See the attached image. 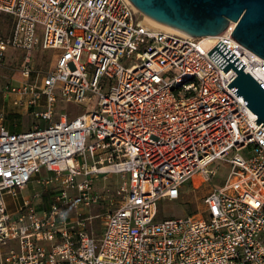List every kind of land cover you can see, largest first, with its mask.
Wrapping results in <instances>:
<instances>
[{"label":"built area","instance_id":"1","mask_svg":"<svg viewBox=\"0 0 264 264\" xmlns=\"http://www.w3.org/2000/svg\"><path fill=\"white\" fill-rule=\"evenodd\" d=\"M0 13L13 19L0 63L25 52L24 82L1 92L44 105L47 122L12 132L0 110V264H264V126L228 87L237 73L208 54L222 41L264 85V59L234 39L236 23L206 43L148 26L130 0H0ZM38 47L55 52L47 72L30 67ZM58 103L83 111L55 121ZM218 161L230 172L199 214L159 219L162 199L209 183ZM112 176L122 202L98 237L82 209ZM37 177L48 209L40 192L22 195ZM6 196L21 199L15 211Z\"/></svg>","mask_w":264,"mask_h":264},{"label":"water","instance_id":"2","mask_svg":"<svg viewBox=\"0 0 264 264\" xmlns=\"http://www.w3.org/2000/svg\"><path fill=\"white\" fill-rule=\"evenodd\" d=\"M130 1L145 17L196 38L218 36L230 22L236 23L234 39L264 59V0ZM208 54L225 73L231 68L237 73L228 87L243 98L258 118L255 123L263 127L264 85L244 72V64L222 41Z\"/></svg>","mask_w":264,"mask_h":264},{"label":"rangeland","instance_id":"3","mask_svg":"<svg viewBox=\"0 0 264 264\" xmlns=\"http://www.w3.org/2000/svg\"><path fill=\"white\" fill-rule=\"evenodd\" d=\"M144 16L140 18L141 21H145ZM147 24V23H146ZM154 28V27H152ZM13 29V19L11 16L0 13V37L8 36ZM40 29V28H39ZM156 30H162L158 28H154ZM13 54L16 60L11 61L8 56ZM55 52L53 50H44L41 47L34 49L32 52L30 67L33 71L39 72H47L55 63L54 59ZM14 58V59H15ZM25 60V52L22 50H13L10 49L7 52V57L3 59L0 63V88H4L7 85H15L16 82L13 79V76L19 75L20 78L21 73L19 69L24 65ZM81 63L88 64V55L84 53L80 58ZM7 62L6 68H3V63ZM88 67H91L88 65ZM3 68V69H2ZM41 73V74H42ZM35 78V76H33ZM42 79V77H40ZM44 105H40L36 108H33L34 114L43 111ZM88 110H93V106H89ZM82 108H77L71 104L58 103L55 106V113L53 116V120H58L60 116L64 113H67V117L71 118L74 114L78 112H82ZM35 115L32 116V119H35ZM37 118V117H36ZM40 122L43 124H47L46 121L38 118ZM36 124H39L36 123ZM213 168L217 169L218 175L213 177L212 180L198 187V185H194L193 183L187 182L184 184L181 190V194L177 200H171L168 198H164L159 203V219H168V218H177V217H185L188 214H199L200 211L204 208V198L210 192L211 189L215 187L222 186L224 180L227 178L230 168L227 164L223 162H216ZM40 177H37L29 184L27 189L23 192V196H32L36 192H40V199L36 200V204H38V208L40 209H48L50 203V194L51 189L41 186L37 183ZM119 184V177L112 176L107 180H96L95 188L98 192H104L102 194V199L99 203L90 206L89 208H83L82 211L87 212V215L92 219L91 224L89 226L90 230L94 232L95 236H100L104 222L106 219V213L119 206L122 202V197L116 193L117 185ZM107 195V196H106ZM6 200L9 202L10 207L13 211L16 210L18 206V201L13 199L10 196H6Z\"/></svg>","mask_w":264,"mask_h":264},{"label":"crops","instance_id":"4","mask_svg":"<svg viewBox=\"0 0 264 264\" xmlns=\"http://www.w3.org/2000/svg\"><path fill=\"white\" fill-rule=\"evenodd\" d=\"M7 52H6L5 57H7ZM8 58H10L11 61H13V63L16 60L13 54H10ZM7 64H8L7 62L3 63V68L8 67ZM0 71H1V68H0ZM13 79H15L14 81L16 82V84L13 86H18L24 82L23 77L20 78L19 75L13 76ZM2 89L3 88H0V110L6 114L5 125L10 131L19 133V132L27 131L36 125L45 126V124H43V122L41 123L38 117L34 114V111L32 108L29 109L27 106H15L12 101L15 97L11 98V97L5 96L1 92ZM33 115H35V119H32ZM38 122L39 124H36ZM20 201L21 199H18V203ZM8 206H9V210L13 212V209L10 207L9 202H8Z\"/></svg>","mask_w":264,"mask_h":264},{"label":"bare ground","instance_id":"5","mask_svg":"<svg viewBox=\"0 0 264 264\" xmlns=\"http://www.w3.org/2000/svg\"><path fill=\"white\" fill-rule=\"evenodd\" d=\"M145 21H146L147 25L150 26V27L162 29V30L169 31V32H181L178 29H175V28L169 27L167 25L158 23V22H156L155 20H153V19H151L149 17H146L145 18ZM213 37L214 36H207V37H205V39L207 40L206 43H209V41H211Z\"/></svg>","mask_w":264,"mask_h":264}]
</instances>
